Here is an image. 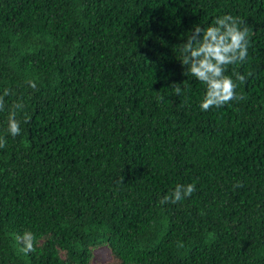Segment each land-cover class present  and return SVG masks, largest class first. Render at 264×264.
Listing matches in <instances>:
<instances>
[{"label": "trees", "instance_id": "1", "mask_svg": "<svg viewBox=\"0 0 264 264\" xmlns=\"http://www.w3.org/2000/svg\"><path fill=\"white\" fill-rule=\"evenodd\" d=\"M226 12L248 54L202 109L179 49ZM0 97V264H264V0H0Z\"/></svg>", "mask_w": 264, "mask_h": 264}, {"label": "clouds", "instance_id": "2", "mask_svg": "<svg viewBox=\"0 0 264 264\" xmlns=\"http://www.w3.org/2000/svg\"><path fill=\"white\" fill-rule=\"evenodd\" d=\"M214 21L206 26L195 25L192 34L182 42L179 49L180 61L187 71L205 84V93L200 101L202 109L233 98L236 84L233 76L226 73V66L243 62L248 54V28L238 16L226 12L216 16ZM235 76L243 79L240 73H235ZM181 91V87L177 85L175 92ZM2 107L3 100L0 97V108ZM20 131V122L15 118V112L10 111L7 132L15 136ZM4 143L5 138L0 137V147ZM193 189L194 185L191 183H177L164 195L163 200L180 201L189 196Z\"/></svg>", "mask_w": 264, "mask_h": 264}, {"label": "rangeland", "instance_id": "3", "mask_svg": "<svg viewBox=\"0 0 264 264\" xmlns=\"http://www.w3.org/2000/svg\"><path fill=\"white\" fill-rule=\"evenodd\" d=\"M111 260L110 250L105 245H99L93 250L92 264H105Z\"/></svg>", "mask_w": 264, "mask_h": 264}]
</instances>
